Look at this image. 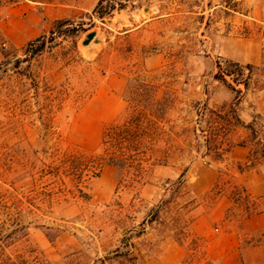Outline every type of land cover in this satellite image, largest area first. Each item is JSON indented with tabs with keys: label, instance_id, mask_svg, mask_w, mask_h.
<instances>
[{
	"label": "rangeland",
	"instance_id": "1",
	"mask_svg": "<svg viewBox=\"0 0 264 264\" xmlns=\"http://www.w3.org/2000/svg\"><path fill=\"white\" fill-rule=\"evenodd\" d=\"M107 3L109 15L69 20L72 35L29 62L27 45L0 43V260L264 264V221L255 218L264 214V160H214L194 135L217 131L216 114L230 108L244 123L264 114V0ZM90 32L96 41L83 46ZM227 63L252 67L247 90L225 77L242 91L239 105L214 80ZM133 80L155 86L169 105L143 185L128 188L107 165L72 181L65 159L101 154ZM242 141L240 128L226 137L233 147ZM252 174L260 180L253 195L242 182Z\"/></svg>",
	"mask_w": 264,
	"mask_h": 264
},
{
	"label": "trees",
	"instance_id": "2",
	"mask_svg": "<svg viewBox=\"0 0 264 264\" xmlns=\"http://www.w3.org/2000/svg\"><path fill=\"white\" fill-rule=\"evenodd\" d=\"M110 1L99 0L92 10L93 15L98 19L109 15L115 7L114 4L107 3ZM118 8H122L121 3ZM69 25V20L55 21L48 36L42 35L29 42L26 49L30 53V57L26 62H29L31 57L42 53L57 38L71 36ZM48 44L50 45L48 46ZM251 68L250 66H240L237 63H227L225 67L218 65L214 80L225 84L236 94V105H239L242 91L232 87L225 77H229L235 85H242L247 90L252 76ZM245 70L248 71L247 74L244 73ZM126 87L129 95V99L126 100L127 107L117 121L105 128L101 139V154L98 156L77 154L65 159L64 164L67 162L69 165L67 173L72 177V181L80 180L84 172L92 173L95 177L99 170L107 165L117 171L118 181L126 184L128 188L136 189L143 185V179L148 174L149 167L153 165V163H149L152 158L153 145L164 133V122L169 105L165 99L157 98V88L146 81L133 80L132 84L129 81ZM216 117L220 123L217 131L200 130L199 134L194 131L195 137L203 140L205 156L219 160L228 155L233 144H227L226 137L235 128H240L247 132V141H242L239 145L254 143L249 160L254 159L255 156L264 160V117L256 113L251 116L249 123H244L231 108L226 113H217ZM176 184L172 193L183 187L182 176ZM169 198L162 203L164 205L170 203ZM154 216V219H150L149 222L152 223L155 218H158L159 211H156ZM6 238L7 236L0 233V247ZM0 264L15 263L6 258L1 259Z\"/></svg>",
	"mask_w": 264,
	"mask_h": 264
},
{
	"label": "crops",
	"instance_id": "3",
	"mask_svg": "<svg viewBox=\"0 0 264 264\" xmlns=\"http://www.w3.org/2000/svg\"><path fill=\"white\" fill-rule=\"evenodd\" d=\"M99 0H15L0 8V43L23 47L29 42L47 33L58 20H75L94 9ZM264 117L263 113H259ZM251 147L237 145L232 147L228 156L235 161L249 160ZM242 182L252 195L258 190L260 180ZM256 175V176H255ZM252 177V176H251ZM264 221V214L255 216ZM251 218L249 222H254Z\"/></svg>",
	"mask_w": 264,
	"mask_h": 264
},
{
	"label": "water",
	"instance_id": "4",
	"mask_svg": "<svg viewBox=\"0 0 264 264\" xmlns=\"http://www.w3.org/2000/svg\"><path fill=\"white\" fill-rule=\"evenodd\" d=\"M91 41H96L95 40V32H90L87 33L85 36V39L82 41V45L86 46L88 45Z\"/></svg>",
	"mask_w": 264,
	"mask_h": 264
}]
</instances>
